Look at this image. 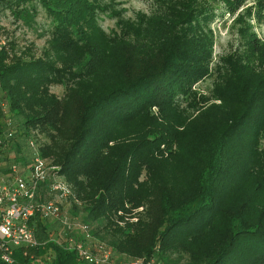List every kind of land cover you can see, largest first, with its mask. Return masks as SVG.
<instances>
[{
    "label": "trees",
    "instance_id": "16d2710c",
    "mask_svg": "<svg viewBox=\"0 0 264 264\" xmlns=\"http://www.w3.org/2000/svg\"><path fill=\"white\" fill-rule=\"evenodd\" d=\"M32 1L50 37L39 56L0 48V88L18 122L48 137L41 155L92 234L144 264H264V46L247 19L214 59L211 29L246 0H153L133 17L116 0H0L15 18ZM246 13L261 20L264 0ZM52 226L36 221L43 244L0 264H31L48 246L53 264H87L50 240Z\"/></svg>",
    "mask_w": 264,
    "mask_h": 264
},
{
    "label": "built area",
    "instance_id": "2783aa9c",
    "mask_svg": "<svg viewBox=\"0 0 264 264\" xmlns=\"http://www.w3.org/2000/svg\"><path fill=\"white\" fill-rule=\"evenodd\" d=\"M0 259L11 263L18 249L39 247L36 221L52 224L50 240L75 250L87 264H144L142 259L118 260L111 247L92 234L94 225L74 209L82 207L72 185L58 173L52 159L41 155L46 134L18 122L0 88ZM33 264H53L51 246ZM147 264H154V260Z\"/></svg>",
    "mask_w": 264,
    "mask_h": 264
},
{
    "label": "rangeland",
    "instance_id": "374dc122",
    "mask_svg": "<svg viewBox=\"0 0 264 264\" xmlns=\"http://www.w3.org/2000/svg\"><path fill=\"white\" fill-rule=\"evenodd\" d=\"M256 1L258 0H246L233 15L225 14L223 18H218L211 24L214 37V59L225 52L230 44L235 42V29L241 22L247 19L252 26L257 44L264 46V16L261 20L257 21L251 17V14L249 16L246 13L247 8H252L256 5ZM116 2L126 10L124 13L126 17H133L138 11L148 13L151 11L153 5V0H116ZM27 7L29 14L25 18H15L8 9L2 8V3L0 2V48L2 46L7 47L10 42H14L17 50H23L28 47L35 56H39L47 43V39L50 37L52 22L38 1L28 3ZM100 24L107 31L116 29L114 19L108 17H103ZM210 85L211 80H202L194 88L197 92L206 94L210 89ZM51 91L59 96L63 93L60 86L51 87ZM18 120L21 123L24 119L22 116H19ZM82 214L81 211V217ZM93 229L95 228L93 227ZM114 257H116V254ZM33 259H31V264H33ZM186 261V257L184 256H172L168 259L167 263L157 260L154 264H185Z\"/></svg>",
    "mask_w": 264,
    "mask_h": 264
},
{
    "label": "crops",
    "instance_id": "0c3cea01",
    "mask_svg": "<svg viewBox=\"0 0 264 264\" xmlns=\"http://www.w3.org/2000/svg\"><path fill=\"white\" fill-rule=\"evenodd\" d=\"M113 250V249H112ZM113 252H115V251H113ZM114 255L116 254V258L118 259V260H120V261H124V260H127V259H129V257H127L126 255H124V254H120V253H113ZM118 254V255H117ZM119 256V257H118ZM120 258V259H119Z\"/></svg>",
    "mask_w": 264,
    "mask_h": 264
}]
</instances>
